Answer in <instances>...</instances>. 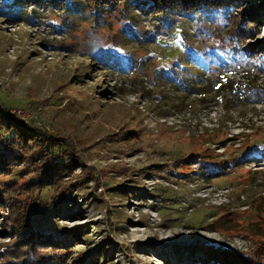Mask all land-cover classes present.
Returning <instances> with one entry per match:
<instances>
[{
    "label": "rangeland",
    "instance_id": "374dc122",
    "mask_svg": "<svg viewBox=\"0 0 264 264\" xmlns=\"http://www.w3.org/2000/svg\"><path fill=\"white\" fill-rule=\"evenodd\" d=\"M141 6L0 0V110L65 137L99 178L49 210L19 194L33 164L0 175V247L15 215L49 233L54 264H198L189 250L210 244L264 264V21Z\"/></svg>",
    "mask_w": 264,
    "mask_h": 264
},
{
    "label": "trees",
    "instance_id": "16d2710c",
    "mask_svg": "<svg viewBox=\"0 0 264 264\" xmlns=\"http://www.w3.org/2000/svg\"><path fill=\"white\" fill-rule=\"evenodd\" d=\"M17 2V0H11ZM26 1V0H25ZM31 1V0H30ZM33 1V0H32ZM38 1V0H37ZM59 4L62 0H53ZM89 7L95 9L98 7L111 6L117 8V3H121L123 7L132 8L134 4L142 5V9H154L157 13L171 12V13H193L203 8H210L211 6L229 7L240 6V0H85ZM252 7L245 12L240 6L239 10L244 19L249 22H254L256 29L258 25L264 21V0H249ZM258 4V7H256ZM236 6V8H237ZM100 11V10H98ZM105 13V12H104ZM103 13V14H104ZM165 15V14H163ZM10 115V114H9ZM4 110H0V127L6 132H11L14 129V138L9 135L8 138L3 139L0 144V175H10L15 168L24 163L25 166L33 164L36 169H30L32 176L26 179L25 183L20 186L21 192L27 196H38L37 203L42 209L53 210L56 207L63 205L64 202L71 198L73 191H76L86 181L96 180L99 182L98 174H95L93 168L84 165V160L79 156L71 143L66 142V138H46L43 135H38L36 132H30L28 128L25 129L16 117H10ZM13 134V135H14ZM8 139V140H7ZM11 147V152L7 151V147ZM60 149V151H59ZM262 153V152H261ZM182 154V153H180ZM27 155V156H24ZM67 156V157H66ZM24 157H27L24 160ZM180 158V155H179ZM63 159L70 161V163H63ZM42 162V163H41ZM40 163V164H39ZM84 165V166H83ZM82 170L80 173H75L74 170ZM36 170V172H35ZM29 171V170H28ZM31 175V174H30ZM1 188V187H0ZM45 188H53L54 194L51 203H42L40 196L43 197L42 191ZM12 190V189H11ZM7 193L15 194L14 191H6ZM36 194V195H35ZM4 195L0 190V205H3ZM71 196V197H70ZM8 203L12 209L16 207V211L20 208L19 205L7 197ZM5 203V202H4ZM15 215L10 216V221L15 225L13 233L18 235V239L10 246L11 250H5V247H0V258L5 257L6 260L0 261V264H54L59 261L60 257L54 253L52 256L46 255L39 244L44 241L41 240L44 234L37 232L33 220H18ZM257 221L252 222L257 225ZM252 225V226H253ZM262 226L258 225V228ZM264 233V232H263ZM34 235L37 239H34ZM264 236V234H262ZM39 238V239H38ZM52 248H58L54 242H51ZM68 244H66L67 246ZM1 246V245H0ZM49 247V246H47ZM191 247V246H190ZM189 247V248H190ZM195 247V246H194ZM192 247L189 254L193 257V262L198 264H259L254 257H245L242 254L234 251L229 247H221L220 245H206L204 247ZM59 249V248H58ZM63 252V251H62ZM63 257V256H62ZM85 258L86 255H84Z\"/></svg>",
    "mask_w": 264,
    "mask_h": 264
}]
</instances>
